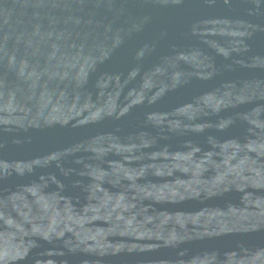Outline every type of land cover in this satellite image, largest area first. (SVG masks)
Listing matches in <instances>:
<instances>
[{"label": "water", "instance_id": "1", "mask_svg": "<svg viewBox=\"0 0 264 264\" xmlns=\"http://www.w3.org/2000/svg\"><path fill=\"white\" fill-rule=\"evenodd\" d=\"M0 264H264V0H0Z\"/></svg>", "mask_w": 264, "mask_h": 264}]
</instances>
